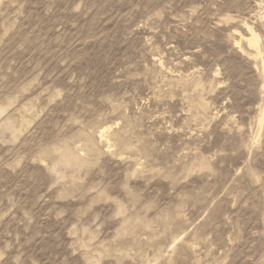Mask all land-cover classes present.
<instances>
[{
    "label": "rangeland",
    "instance_id": "1",
    "mask_svg": "<svg viewBox=\"0 0 264 264\" xmlns=\"http://www.w3.org/2000/svg\"><path fill=\"white\" fill-rule=\"evenodd\" d=\"M0 264H264V0H0Z\"/></svg>",
    "mask_w": 264,
    "mask_h": 264
}]
</instances>
